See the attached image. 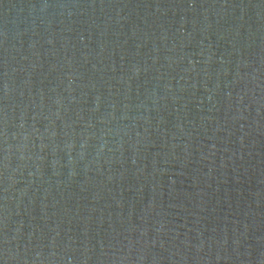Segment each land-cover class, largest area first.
I'll use <instances>...</instances> for the list:
<instances>
[{
	"label": "water",
	"instance_id": "obj_1",
	"mask_svg": "<svg viewBox=\"0 0 264 264\" xmlns=\"http://www.w3.org/2000/svg\"><path fill=\"white\" fill-rule=\"evenodd\" d=\"M0 264H264V0H0Z\"/></svg>",
	"mask_w": 264,
	"mask_h": 264
}]
</instances>
